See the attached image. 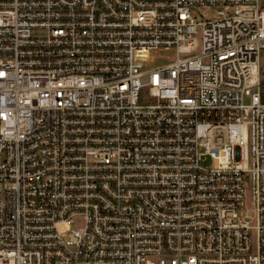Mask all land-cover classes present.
<instances>
[{
	"label": "built area",
	"instance_id": "built-area-1",
	"mask_svg": "<svg viewBox=\"0 0 264 264\" xmlns=\"http://www.w3.org/2000/svg\"><path fill=\"white\" fill-rule=\"evenodd\" d=\"M263 50L264 0H0V264H264Z\"/></svg>",
	"mask_w": 264,
	"mask_h": 264
},
{
	"label": "rangeland",
	"instance_id": "rangeland-1",
	"mask_svg": "<svg viewBox=\"0 0 264 264\" xmlns=\"http://www.w3.org/2000/svg\"><path fill=\"white\" fill-rule=\"evenodd\" d=\"M205 15H211L212 13H214L215 9L214 8H209L206 6L201 7L200 9ZM261 62L262 65H264V50L261 53ZM208 163H211L210 161H208ZM246 188H247V194L248 196H250V182H249V178L246 179Z\"/></svg>",
	"mask_w": 264,
	"mask_h": 264
}]
</instances>
